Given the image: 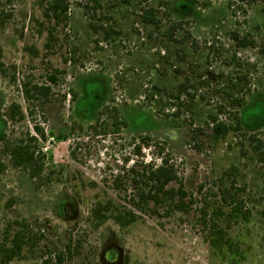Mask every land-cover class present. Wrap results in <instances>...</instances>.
<instances>
[{
    "label": "rangeland",
    "instance_id": "rangeland-1",
    "mask_svg": "<svg viewBox=\"0 0 264 264\" xmlns=\"http://www.w3.org/2000/svg\"><path fill=\"white\" fill-rule=\"evenodd\" d=\"M98 1L92 10V0H68L57 24L44 17L46 0H0V264L19 233L21 251L4 264H264V147L250 141L264 145L261 2ZM149 6L158 28L141 22ZM168 19L178 24L172 35ZM49 75V99L26 100L24 89L49 84ZM228 77L242 87L243 106L230 105ZM11 104L22 121L7 118ZM218 122L226 134L213 130ZM34 123L46 135L30 143L46 154L40 180L4 153L36 137ZM140 136L159 141L176 168L183 210L135 206L130 168L160 164L155 142ZM106 201L131 222L96 227L91 211Z\"/></svg>",
    "mask_w": 264,
    "mask_h": 264
},
{
    "label": "trees",
    "instance_id": "trees-1",
    "mask_svg": "<svg viewBox=\"0 0 264 264\" xmlns=\"http://www.w3.org/2000/svg\"><path fill=\"white\" fill-rule=\"evenodd\" d=\"M124 2H129L130 0H123ZM245 2L251 1H259L262 4V13L264 15V0H239ZM93 7L92 10H99L101 8V4L98 0H92ZM166 6L169 4L165 2ZM87 5L85 6V15L88 16L87 13ZM69 12V3L68 0H46V5L44 9V17L50 20H54L57 24L61 21L62 18H66ZM165 16H169V13H165ZM110 20V17H108ZM140 19L142 23L149 24L155 28H158L160 23V17L158 16V11L156 10L155 6L145 7L142 13L140 14ZM169 20V19H168ZM171 24V27L167 29V35H172L173 30L175 29L176 25L174 22L168 21ZM109 29L111 30L110 26ZM112 31V30H111ZM109 32H105V39L109 38ZM113 32V31H112ZM49 40L52 39V31L48 32ZM49 46V43L46 44ZM242 46H246V44H242ZM222 76V75H221ZM241 77H237L236 80H240ZM225 87L231 91L235 89L234 93L225 92V95L230 103L231 106L240 107L245 104L244 96L239 97V93L243 90L242 87L238 86L233 82L235 80L232 77L226 78ZM47 81L49 84L43 85H33L31 90L24 89V95L26 100H42L47 101L49 96L51 95V85L55 84L56 78L54 75L47 76ZM234 94V95H233ZM246 94V93H245ZM38 98V99H37ZM29 115H33V111L31 108H28ZM222 110V109H221ZM7 118L11 122H20L25 118V114L21 110V107L17 104H11L9 107V113L7 114ZM215 122V121H213ZM33 130L35 132V136L30 135L29 133L26 134V138L19 139L12 144L6 145L4 153L6 156L9 157L11 165L15 168L23 169L30 175L31 178L34 179H41V174L44 171V164L43 160L46 157V154L42 151L40 147H30L31 142H36L38 138L41 140L46 139L45 132L42 128H40L36 123H34ZM213 130L217 133L222 135L227 133L228 127L222 123H214ZM5 134L0 135V139H4ZM139 140L141 144L150 147V143L148 142H155V145L158 147V155L160 156V164H153L151 162L144 163L141 167V172H138L134 166L130 168L131 172L137 176V192H138V201L135 203V206L140 208V203L145 202H152L153 204H160L161 202L164 203H172L177 210L184 209V199L187 198V192L183 188V183L179 178L176 168L170 162V158L165 156L164 148L159 146L160 142L157 140H153L152 137L149 136H140ZM153 140V141H152ZM250 141H254L256 143V149L262 151L264 145L263 142L256 138L255 135L250 136ZM143 145L134 143V153L139 154ZM262 159L264 158V153H261ZM6 164L4 163L1 155H0V176L6 171ZM176 183L177 188H167L170 183ZM144 191V193H143ZM112 202H100L98 203L91 214H93L96 222V227H98L101 222H104L108 219L114 220L118 223L121 227L129 224L131 220H126L124 223L121 221V216L117 215L113 211ZM133 220V218H132ZM16 223V221H15ZM17 224V223H16ZM21 233L16 234L15 237V246L16 248L10 249L5 256V260L2 262L3 264L7 261L12 260L15 256H17L18 252L21 251V240L18 238ZM71 242V241H70ZM67 243L66 248L69 250L71 243ZM57 263H61L62 259L60 256H57Z\"/></svg>",
    "mask_w": 264,
    "mask_h": 264
}]
</instances>
